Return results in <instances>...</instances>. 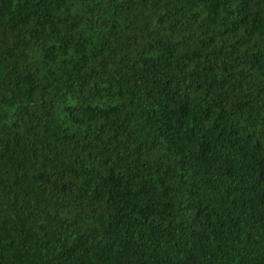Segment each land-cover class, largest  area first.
<instances>
[{"label":"trees","instance_id":"trees-1","mask_svg":"<svg viewBox=\"0 0 264 264\" xmlns=\"http://www.w3.org/2000/svg\"><path fill=\"white\" fill-rule=\"evenodd\" d=\"M0 264H264V0H0Z\"/></svg>","mask_w":264,"mask_h":264}]
</instances>
